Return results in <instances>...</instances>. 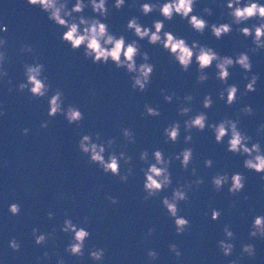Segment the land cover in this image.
Returning a JSON list of instances; mask_svg holds the SVG:
<instances>
[{"label": "water", "instance_id": "95a60500", "mask_svg": "<svg viewBox=\"0 0 264 264\" xmlns=\"http://www.w3.org/2000/svg\"><path fill=\"white\" fill-rule=\"evenodd\" d=\"M73 2L69 0L67 6L70 8ZM112 2L107 0L109 14L105 22L112 33L123 34L126 41L136 39L130 30L125 31L131 16H137L142 25L150 28L153 20L163 19L158 10L147 15L138 10L139 3L157 0H126L119 10L111 7ZM259 2L264 3V0ZM223 4L224 0H197L194 11L209 23L230 22ZM205 6L212 9L210 16L201 11ZM82 14L97 15L90 7ZM255 22L250 19L246 23ZM0 25L7 26L6 31H0V37L7 41L6 60L0 66L8 74L0 78V108L4 112L0 115V264H56L58 257L65 264H228L237 257H240L239 264H264V238L248 235L252 218L264 215V192L260 190L264 181L260 180V174L245 169L243 156L225 150L227 137L225 143H216L207 127L203 131L191 129L192 141L183 139L186 134L183 121L196 112H206L210 123L218 122L224 116L236 119L239 115L238 127L252 137L249 144L259 141L264 151V130L256 131V126L264 123V49L249 52L251 38L236 31V25L232 32L216 39L207 28L203 34L195 32L177 15L164 21V30L189 43L197 40L221 55L248 52L251 71L259 74L256 90L241 95L246 83L241 75L243 70L239 66L231 67L227 83L237 84L238 93L236 101L228 106L217 97L224 85L214 76V63L205 69L208 79L197 83L195 62L182 72L160 45L140 40L141 51L149 54V62L155 66L150 83L140 92L130 87L131 74L123 67L116 68L110 61L93 64L84 58L82 49L71 50L59 39L63 28L48 20L47 14L38 7L28 5L26 0H0ZM22 43L32 45L33 52H20ZM33 56L44 65L43 75L48 77L51 88L63 91V105L73 104L84 114L79 126L68 124L62 114L47 116L51 89L41 98H32L27 90H16V85L25 79L22 63H32ZM136 61L142 62L139 56ZM8 77H11V85L3 82ZM8 87L13 90L9 92ZM161 88L165 89V94L175 92L171 102L163 99ZM186 93L193 97L192 101L186 102L191 111L179 115L177 107L185 103L182 98ZM206 93H210L213 100L207 109L202 107ZM145 103L158 108L160 115L144 114ZM245 104L253 108L251 115L239 112ZM45 120L48 126L41 128L40 123ZM173 121L180 122L179 139L175 143H165L162 130ZM125 127L132 131L134 143L122 136L120 129ZM22 128H28L29 132L22 134ZM94 132L100 133V141L115 138L110 148L105 146V158L108 152L120 151L132 157L129 164L120 161L121 173L132 168L127 181L104 173L79 151L76 142L80 135ZM184 147L193 149L188 169L181 168L178 160H171L169 187L143 200L145 193L140 169H146L147 164L139 159V152L147 149L148 162H154L153 149L159 148L166 157H171ZM206 158L213 161L211 167L204 166ZM193 167L196 169L194 175L190 171ZM217 172L242 173L246 177L244 188L235 195L227 192L228 185L215 191L210 178ZM197 176L203 178V183L187 191V201L178 202V215L189 220V226L184 233L176 234L173 219L161 204V197L170 196L178 182L183 184ZM107 196L116 197L118 203H110ZM244 196L248 199H243ZM13 202L20 205L17 215L8 211V204ZM212 208L220 210L216 220L210 218ZM49 211L53 213L51 219L46 215ZM84 216L88 217L87 223H82ZM65 218L90 232L84 255L80 258L64 251L71 236L60 231ZM225 224L234 233L231 239L234 248L229 256H224L216 243L225 239L222 231ZM33 227L37 228V234L49 233L53 227L56 231L45 244L37 245L31 234ZM148 228L154 229L151 235H147ZM13 237L20 242L17 251L8 246V240ZM171 243H175L181 252L179 259L169 250ZM242 243L254 245L253 257L241 252ZM93 246L105 250L103 260L89 258L88 250ZM149 249L157 252L155 260L148 259ZM45 251L49 253L48 258L42 256ZM37 257H40L39 261Z\"/></svg>", "mask_w": 264, "mask_h": 264}, {"label": "clouds", "instance_id": "9594fccd", "mask_svg": "<svg viewBox=\"0 0 264 264\" xmlns=\"http://www.w3.org/2000/svg\"><path fill=\"white\" fill-rule=\"evenodd\" d=\"M126 0H113L111 7L119 10L125 5ZM197 0H157V2H141L138 5V10L141 14L147 15L154 10H158L163 19H155L152 21L151 28L142 25L138 21L137 16H131L125 24V31H131L136 39L126 41L123 34H114L109 30L108 24L105 22L109 14V6L107 0H74L69 8L67 5L69 0H26L30 6L38 7L41 11L47 14V19L63 28L59 34V39L68 44L73 51L82 49V54L85 59H90L93 64H107L109 61L116 68L123 67L130 75V87L134 90L143 92L150 83L154 65L149 62V54L146 51H141L140 40H145L152 45H160L163 50L167 51L169 56L177 63L182 72L187 71L193 62L196 64L197 75L195 77L197 83L204 82L208 79L205 69L213 66L215 68L214 76L221 84L224 85L217 92V97L224 101L225 105L231 106L237 99L238 87L235 83H227L230 76L229 69L233 66H239L243 71L242 78L246 80L243 86L241 95L256 90V83L259 79L258 73H253L252 61L248 52L239 51L234 55H221L212 47L205 44H200L197 40H192L190 43L185 38L173 34L171 31L164 30V21L173 19L174 15L179 16L181 20H186L187 24L197 33L203 34L207 28L211 35L216 39L229 34L233 31V25L238 26V31L244 37L251 38V47L249 52L255 53L258 50L264 49V3L259 0H224L223 7L227 9L226 15L230 18V22L209 23L204 16L197 14L194 9ZM87 7L91 8L92 13L97 15L85 16L83 10ZM201 11L206 15L212 14L210 7H203ZM225 15V13H221ZM104 18V19H101ZM254 19L256 22L248 25L246 22ZM243 25V26H240ZM6 25H0V31H6ZM6 39L0 37V65L6 60ZM22 53L33 52V47L30 44L22 43L19 47ZM140 57L142 62L137 63L136 58ZM24 80L16 85L17 91H24L30 94L32 98L45 97L51 89V95L48 96L47 116L54 117L62 114L68 124L75 123L79 126L81 120L84 119V114L73 104L63 105L64 93L61 89H52L47 83L48 77L43 75L44 65L37 62V57L33 56L32 63H22ZM7 71L0 66V78L7 77ZM6 85H11V77L3 81ZM13 89L8 87V91ZM163 94V99L166 102H171L175 92L165 94V89H160ZM180 99V97H177ZM183 101L177 107L179 115H186L191 111L186 102L192 101L193 97L190 93L183 96ZM213 100L210 93L204 94L202 98V107L207 109L211 107ZM144 114L149 116L160 115L159 109L150 106L148 103L143 105ZM240 113L251 115L253 108L250 105H243L239 109ZM3 109L0 108V115H3ZM239 115L236 119H231L224 116L218 122L210 123L207 120L206 112L199 111L194 115L189 116L183 121L185 142L192 141L191 129L203 131L207 127L214 136L216 143H225L226 151L233 154H239L244 157L242 165L245 169L253 170L260 174V180L264 181V151L261 150L259 141L249 142L252 137L238 127ZM48 126V121H41L40 127ZM264 130V123L256 126V131L259 133ZM28 128H22L21 133L27 134ZM122 136L129 142L134 143L135 137L129 128H121ZM164 142L175 143L180 136V122L173 121L166 125L162 130ZM100 141V133L94 132L91 135L81 134L77 140V147L81 153L87 155L90 163H95L104 173H111L114 176H119V179L127 181L128 176L132 174V168L128 167L123 173L120 171V161L129 164L132 157L126 155L124 151L108 152L105 158L106 145L110 148L114 143V137H109L106 141ZM126 146V145H125ZM148 151L142 149L139 152V159L147 164L146 169L141 168L143 173L142 190L145 193L143 200H148L150 197L156 196L163 189H166L171 184L169 165L171 160L179 161L181 168L188 169L189 164L193 159V149L184 147L177 153H173L171 157H166L159 148L153 149L151 156L154 162H148ZM7 161H5V164ZM205 167H211L213 161L206 158L203 161ZM194 175L195 167L191 170ZM246 177L240 172H233L229 175L227 172H217L210 178V183L215 191H220L222 186L228 185L227 192L230 195H235L241 192L244 188ZM203 183V178L197 176L195 180H185L183 184L177 183V186L172 188L170 196L161 197V204L166 209L168 215L173 219L174 231L176 234H182L189 226V220L178 215V202L187 201V191L193 186H198ZM261 192H264V183L260 185ZM108 201L112 204L118 203L116 197L107 196ZM247 200L248 197L244 196ZM8 211L12 215H17L20 212L18 203L8 204ZM48 218H52L53 213H46ZM220 210L212 208L210 218L218 219ZM88 217L84 216L82 223H87ZM56 231L53 227L49 233L40 232L37 234V228L31 229L34 243L42 245L47 242V239L52 237ZM60 231L70 233V239L65 245L64 251L69 255L80 258L84 255V246L86 239L90 236V232L82 226H78L70 218L63 219ZM153 228L147 229V235H151ZM225 239L217 240V246L224 256H229L232 253L234 244L231 239L234 233L229 226L225 224L222 228ZM248 235L250 237L264 238V215H255L249 226ZM54 242V241H53ZM8 246L17 251L20 248V242L15 237L8 240ZM171 252L174 253L177 259L180 258L181 252L175 243L168 245ZM104 249L93 246L88 250V256L93 261H101L104 257ZM241 252L247 254L248 257L255 255V247L251 243H242ZM157 252L149 249L147 257L149 260L157 258ZM44 258L49 257L47 251L42 253ZM40 257H37L39 261ZM240 257L231 259L228 264H239ZM56 264H65L62 258H57Z\"/></svg>", "mask_w": 264, "mask_h": 264}]
</instances>
